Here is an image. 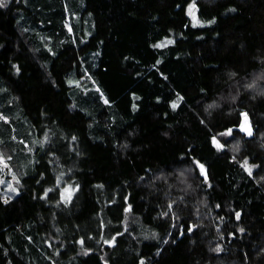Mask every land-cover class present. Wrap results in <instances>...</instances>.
<instances>
[{
	"label": "trees",
	"instance_id": "obj_1",
	"mask_svg": "<svg viewBox=\"0 0 264 264\" xmlns=\"http://www.w3.org/2000/svg\"><path fill=\"white\" fill-rule=\"evenodd\" d=\"M71 2L0 6V264H264V0Z\"/></svg>",
	"mask_w": 264,
	"mask_h": 264
},
{
	"label": "rangeland",
	"instance_id": "obj_2",
	"mask_svg": "<svg viewBox=\"0 0 264 264\" xmlns=\"http://www.w3.org/2000/svg\"><path fill=\"white\" fill-rule=\"evenodd\" d=\"M64 5L68 11L65 23L68 29L72 31V22H77L80 16L78 13H71L73 5L71 0H64ZM188 14L194 23L203 22L199 17L198 7L195 3H190ZM72 15L73 17H71ZM86 20L87 18L84 19V22ZM87 84L90 85L91 88L97 87L94 81H89ZM20 107L21 105L14 97L5 94V87L0 84V159H2V163H0V193L5 199H11L20 192L18 187L20 172H17L15 168L9 165L10 159L7 158L5 146L8 147L10 151L14 149L15 154L18 153V151L20 153L22 149L21 151L35 155L37 145L45 144V140L37 136L34 128L31 126H29V130L25 128V115ZM245 165L252 169L248 163H245ZM24 171L27 170L24 169ZM68 195L71 196V193Z\"/></svg>",
	"mask_w": 264,
	"mask_h": 264
},
{
	"label": "water",
	"instance_id": "obj_3",
	"mask_svg": "<svg viewBox=\"0 0 264 264\" xmlns=\"http://www.w3.org/2000/svg\"><path fill=\"white\" fill-rule=\"evenodd\" d=\"M239 128L241 131H244V133L246 132L248 135H250L249 133H254V128L252 127L251 120L247 116L243 117Z\"/></svg>",
	"mask_w": 264,
	"mask_h": 264
},
{
	"label": "snow or ice",
	"instance_id": "obj_4",
	"mask_svg": "<svg viewBox=\"0 0 264 264\" xmlns=\"http://www.w3.org/2000/svg\"><path fill=\"white\" fill-rule=\"evenodd\" d=\"M4 3H5V0H0V6H3L4 5ZM249 134H251V133H249ZM0 163H2V159H0ZM202 167V166H201ZM251 170L249 169V172H250ZM238 215V214H237Z\"/></svg>",
	"mask_w": 264,
	"mask_h": 264
}]
</instances>
